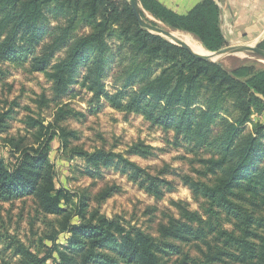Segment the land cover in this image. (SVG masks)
Listing matches in <instances>:
<instances>
[{"label": "trees", "instance_id": "16d2710c", "mask_svg": "<svg viewBox=\"0 0 264 264\" xmlns=\"http://www.w3.org/2000/svg\"><path fill=\"white\" fill-rule=\"evenodd\" d=\"M139 1L142 16L155 25L146 13L192 34L210 51L229 45L215 0H202L187 14L159 0ZM28 62L45 75L57 99L78 87L90 113L108 105L142 116L198 158L199 175L213 179L185 177L194 196L204 200L201 211L173 201L179 215H171L154 237L93 208L87 193L58 187L50 158L59 138L66 156L85 162L86 174L101 177L104 168L113 169L161 199L173 182L129 157L151 156L152 148L137 143L126 152L89 151L75 144L78 132L62 121L86 113L70 103L60 105L49 124L27 115L33 141L7 137L18 156L14 163L0 156V201L33 197L55 220L44 255L10 237L21 264H264V123L253 118L264 112V64L248 59L229 68L197 58L141 27L128 0H0V81L9 67ZM47 102L42 97L41 104ZM13 113H0V135L10 130ZM62 233L68 237L60 244ZM192 243L199 249L193 256L185 252Z\"/></svg>", "mask_w": 264, "mask_h": 264}, {"label": "rangeland", "instance_id": "374dc122", "mask_svg": "<svg viewBox=\"0 0 264 264\" xmlns=\"http://www.w3.org/2000/svg\"><path fill=\"white\" fill-rule=\"evenodd\" d=\"M146 14L151 21L167 27L149 13ZM258 43L229 41L228 46L239 44L260 46L261 43ZM248 59L264 64L263 57L251 52L233 54L221 61L227 67L233 68ZM42 97L48 100L46 105L41 104ZM85 98L86 96L79 92V88L75 87L70 94L57 99L52 92V84L43 73L34 71L30 62L20 68L9 67V75L0 81V113L10 108H13L15 113L8 119L10 130L0 135V156L9 163H14L15 157L18 156L11 152L6 142L7 137H27V142L33 141V136L25 126L27 115L49 124L55 121V113L59 106L70 103L76 111L86 113L85 117H69L62 121L64 127L78 132L80 140L74 141L75 144L89 151L104 147L116 152H126L132 145L143 143L152 148L153 155L129 157L151 173L161 174L163 178L172 181L174 187L161 199H157L130 181L127 176L113 169L104 168L101 177H92L85 173V162L80 158L70 159L66 156L61 149L60 139L56 138L52 142L50 158L56 171L58 187H65L74 193H87L93 208L100 209L110 218L120 216L129 227L142 228L154 237L159 236L160 228L167 224L171 215H179L172 204L173 201H183L189 209L201 211L204 200L195 197L184 181L187 176L201 182H211L213 179L210 175L204 177L198 174L197 171L203 169V165L197 157L188 153L185 148L175 146L168 138L172 135L167 136L142 116L125 115L108 105L98 112L90 113L84 102ZM106 192L111 194L103 199L102 195ZM260 214L264 216V210H261ZM54 220V216L42 213L33 197L0 201V263L5 260L9 264H21L20 257L9 247L12 242L10 237L19 239L32 251L44 255L46 247L52 245L47 237L54 232L52 226ZM74 222H78V218H75ZM226 227L231 228L229 223ZM67 237L66 233H62L58 243H66ZM198 251V244L185 246V252L192 256L197 255ZM47 264H53V261L50 260Z\"/></svg>", "mask_w": 264, "mask_h": 264}, {"label": "crops", "instance_id": "0c3cea01", "mask_svg": "<svg viewBox=\"0 0 264 264\" xmlns=\"http://www.w3.org/2000/svg\"><path fill=\"white\" fill-rule=\"evenodd\" d=\"M159 1L179 14H187L202 0ZM215 1L220 8L221 28L228 41H264V0ZM263 117L264 112L253 116L254 120L262 121Z\"/></svg>", "mask_w": 264, "mask_h": 264}, {"label": "water", "instance_id": "95a60500", "mask_svg": "<svg viewBox=\"0 0 264 264\" xmlns=\"http://www.w3.org/2000/svg\"><path fill=\"white\" fill-rule=\"evenodd\" d=\"M129 4L132 7L135 16L138 20V23L141 27L144 29L152 32L159 34L171 42L183 47L184 49L188 50L190 53H192L195 57L206 60V61H211V62H219L222 59H224L227 56L233 55V54H239V53H246V52H251L255 53L261 57L264 58V49L261 48L259 45H247V44H239V45H232V46H227L223 49H220L218 51H209V53L206 54H199L195 52L192 47L185 41H183L180 37L175 35L176 31L180 30H174L168 27H163L161 25H155L142 16L141 10H142V5L139 0H129ZM260 44V43H258Z\"/></svg>", "mask_w": 264, "mask_h": 264}, {"label": "bare ground", "instance_id": "6f19581e", "mask_svg": "<svg viewBox=\"0 0 264 264\" xmlns=\"http://www.w3.org/2000/svg\"><path fill=\"white\" fill-rule=\"evenodd\" d=\"M175 35L180 37L183 41L187 42L195 52L206 55L209 53V51H207L208 49H206L203 44L193 35L182 31H176Z\"/></svg>", "mask_w": 264, "mask_h": 264}]
</instances>
